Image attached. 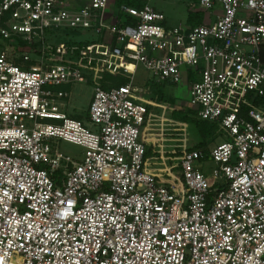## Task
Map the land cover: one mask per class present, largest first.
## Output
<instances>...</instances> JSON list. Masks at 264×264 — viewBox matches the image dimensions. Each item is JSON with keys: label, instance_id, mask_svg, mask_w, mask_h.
Returning a JSON list of instances; mask_svg holds the SVG:
<instances>
[{"label": "built area", "instance_id": "obj_1", "mask_svg": "<svg viewBox=\"0 0 264 264\" xmlns=\"http://www.w3.org/2000/svg\"><path fill=\"white\" fill-rule=\"evenodd\" d=\"M150 1L0 0V264H264V0H196L210 21L192 27ZM77 32L97 38L58 42ZM139 65L158 84L189 81L198 117L217 124L213 183L183 139L177 163L149 167L150 107L168 106L135 85ZM103 72L131 79L105 87ZM89 75L92 128L48 87Z\"/></svg>", "mask_w": 264, "mask_h": 264}, {"label": "rangeland", "instance_id": "obj_2", "mask_svg": "<svg viewBox=\"0 0 264 264\" xmlns=\"http://www.w3.org/2000/svg\"><path fill=\"white\" fill-rule=\"evenodd\" d=\"M195 2V0H151L150 4L154 7L162 9V11H167L175 21L183 20L188 17V11L190 9V3ZM217 9L213 10V14L217 13ZM220 11V10H219ZM215 16V15H213ZM169 22V20H168ZM170 23V22H169ZM96 35L92 32H82L77 36L72 34H60L58 36V42H87L96 40ZM4 47L9 50L13 55H17L16 63L22 67L29 66L30 62H25L22 58V52H18L12 49L8 43L4 44ZM104 72L102 73L99 81L104 85ZM89 80L87 82H72L67 84H61L56 86H48L55 90L61 89L69 92L67 98L60 100V108L69 117H80L87 124L88 127L92 128V124L89 121V104L94 93V84L92 83V76L89 75ZM135 85L141 89H144L143 95L145 98L158 102L162 105H167L169 107L162 108L158 106H151L152 110L156 116L154 117L150 129L146 131L145 138H147L148 148H151L153 156L150 160L162 161L160 157L164 155L165 157H171V159H166V164L177 163L179 157L181 156L180 150L182 147L178 146L186 141L187 147H192L196 145L200 140L196 129L193 125H180L175 122V118L172 116V111L177 108V110L182 109L183 113H189L190 110H194V104L192 101L191 94V83L186 79L179 84H158L155 82L152 73L145 69L142 65L137 68V73L134 76ZM161 95L164 97V101L161 99ZM190 114V113H189ZM215 136L211 139L209 148L210 150L223 141L224 136L217 128L214 134ZM185 141H183V140ZM209 140V138H208ZM54 147L66 154L72 156L73 159L80 161L84 157L85 149L84 147L68 142L63 139L55 138L51 140ZM160 166L159 164L157 165ZM162 166V165H161ZM197 166L204 172L205 176L208 178L210 183L214 181V175L212 170L215 166L214 162L209 158L207 161L200 163L197 162ZM176 168L175 171H177ZM62 171H58L57 174H61Z\"/></svg>", "mask_w": 264, "mask_h": 264}, {"label": "trees", "instance_id": "obj_3", "mask_svg": "<svg viewBox=\"0 0 264 264\" xmlns=\"http://www.w3.org/2000/svg\"><path fill=\"white\" fill-rule=\"evenodd\" d=\"M115 6L120 7L123 4H127L130 6L135 7H143L147 0H114ZM125 21L130 22V19L127 15H121ZM203 22V12L201 10L197 11H189L188 17H187V23L191 26L200 24ZM77 34H79L77 32ZM104 85L105 87H111V86H120L130 81L131 76L126 74L125 72H120L119 74H111V73H105L103 76ZM161 99L164 101L163 95H161ZM189 113H183L182 109L174 110L172 115L176 120H179L181 122L188 123L189 125H193V127L196 129L198 135L200 136L201 140L194 146H192V149H198L203 152V156L208 157L210 154V148L209 144L211 139L215 136V132L217 131V124L210 121V120H203L198 117L197 111L194 109L190 110ZM77 119H81L80 117H77ZM209 138V140H208ZM151 148L147 149L145 158H149L153 156ZM60 175H56V178ZM215 189H217L215 186L211 188V191L214 192Z\"/></svg>", "mask_w": 264, "mask_h": 264}, {"label": "crops", "instance_id": "obj_4", "mask_svg": "<svg viewBox=\"0 0 264 264\" xmlns=\"http://www.w3.org/2000/svg\"><path fill=\"white\" fill-rule=\"evenodd\" d=\"M196 1V0H195ZM156 8V7H155ZM157 9H159L158 7H157ZM159 10H161L162 11V9H159ZM218 11H217V13H220V9H217ZM189 11H191L190 9H189ZM188 11V12H189ZM193 11H197V10H193ZM165 14H166V16H167V20H169V22L171 23V24H173V25H175V24H178V23H185L187 26H189V27H192L191 25H189L188 23H187V17L186 18H184L183 20H179V21H175L174 20V18L172 17V15H170L169 13H167V11H163ZM203 12V11H202ZM214 15V14H213ZM215 18V16H212L211 17V19H214ZM210 21V18H208L207 17V13H204L203 12V22H209ZM202 22V23H203ZM167 106V105H166ZM195 106V105H194ZM169 107V106H168ZM176 110H177V108H175ZM174 109V110H175ZM194 109L197 111V115H198V109H197V106H195L194 107ZM173 110V111H174ZM173 111H172V113H173ZM173 116V115H172ZM174 118V117H173ZM177 121V120H176ZM179 121V120H178ZM179 122H181V121H179ZM183 123H185V122H183ZM188 124V123H187ZM161 158H165V156L164 155H162V156H160ZM167 157V156H166ZM210 158V154L208 155V157H205V156H203V158H201V160H200V163H203V162H205V161H207L208 159ZM152 163V164H151ZM155 163H157V164H155ZM160 163H162V162H152L151 160H150V157L148 158V164H149V167H151L152 168V170H154V172H159V171H157V169L158 168H163V167H161V165L162 164H160ZM160 165L159 167L157 166V165ZM214 182V181H213ZM221 183V181H219L218 183H216V185H215V187H217V186H219V184Z\"/></svg>", "mask_w": 264, "mask_h": 264}]
</instances>
